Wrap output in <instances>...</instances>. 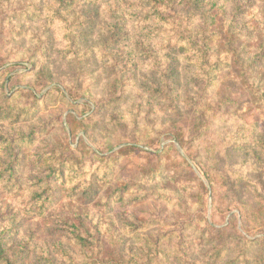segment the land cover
Segmentation results:
<instances>
[{"label": "trees", "instance_id": "16d2710c", "mask_svg": "<svg viewBox=\"0 0 264 264\" xmlns=\"http://www.w3.org/2000/svg\"><path fill=\"white\" fill-rule=\"evenodd\" d=\"M257 1L264 3V0H0V11H4L1 14L5 18L11 7L19 4L16 16L20 18V35H31L38 44L30 48L35 55L40 51L44 58L50 59L49 54L58 41L56 32L64 35L57 52L64 57L75 90L84 92L83 96L88 97L89 103H95L97 108L88 118L77 119L72 113L69 114L68 117L79 123L70 126L72 132L82 126L91 142L107 149L122 145L127 139L121 137L109 142L107 139L98 141L99 137L115 126H123L126 130L128 126L130 132L134 133V142L143 144L142 131L157 126L155 120H149L152 115L144 110L147 106L153 109V105H156L160 110L158 126L165 131L172 132L180 118L188 119L191 125L188 142L192 144L190 147L198 144L194 157L198 161L200 153L205 151V143L201 142H204L207 133L219 130L216 124L225 121L222 118L224 114L236 116L234 112H228L238 102L229 94L230 89L227 88L223 99H219L216 93L221 85L220 73L225 69H235L246 92L264 112V26L261 22L252 24L247 20L248 8ZM261 17L263 20L264 9ZM57 23L59 30L49 28L57 26ZM27 24H31L33 31L24 29ZM99 67L106 79L101 87L98 75L95 76ZM40 68L45 86H50L45 99L53 97L57 90L63 95V101L71 103L64 94L67 85L64 84L63 89L57 83L56 73L51 66L45 63ZM133 87L138 89L136 94L131 90ZM130 98L134 100L127 108L126 103ZM21 108L15 94L0 97V133L4 131L5 124L13 129L8 130L10 137L6 150L0 149V170L6 167L5 170L11 172L10 180L0 178L1 193L7 194L14 186L22 188L18 181L23 172H19L17 162H12V155H18L15 147L25 148L28 156L40 153L44 148L42 154H38L39 164L46 166L44 170L65 173L58 187L55 186L58 183L52 180L46 182L49 186L47 196L51 200L62 194V198L70 183L69 173L66 172L69 161L81 167L84 156H76L70 147L67 149L71 155L59 151L55 143L48 139L49 133H45L44 139L36 143L38 135L45 132L44 127L48 123L40 117L27 120L25 116L26 122L18 125ZM100 110L104 113L96 120ZM36 120L41 124L31 123ZM257 129L258 123H255L249 125L247 132L252 136ZM131 133L128 134L131 136ZM258 135L264 142V131ZM174 136L180 144L183 142L177 135ZM82 142L85 144V139L81 138L79 144ZM135 146H123L114 153L136 149ZM167 147L165 145L163 150ZM235 147L246 152L249 144ZM101 153L95 151L94 158L105 162L115 158V154L106 156ZM30 162L25 167L36 170L37 163L33 165ZM203 164V161H198L200 169L204 168L208 183L213 185L212 176ZM216 166L220 167L219 162ZM151 173H157V169L146 172L148 184L140 185L142 189L168 203L173 201L174 208L181 212L190 211L179 190L169 191L170 195L166 197L167 189L159 187L157 183L148 188ZM188 173L193 174L198 187L207 189L206 182L194 169L190 167ZM102 182L103 188L108 187L109 197L117 192H121V197L128 193L127 185L121 189L109 185L112 181L107 173L103 175ZM231 183L230 188L238 197L245 188L238 186L240 180ZM88 185H91L90 180ZM78 186L79 183L75 189ZM99 191L95 189L92 192ZM254 194V202L259 201L253 205L240 199L244 204L240 209L243 223L249 219L264 221V192L255 188ZM197 202L204 203L200 194ZM21 206L27 219L40 216L32 209L34 205L31 201H23ZM42 208L40 214L44 216ZM14 217L13 213L8 220L4 213L0 217V264H264V229L257 233L262 236L248 239L238 229L236 215H232L230 223L223 227L211 225L202 217L205 220L202 226L193 218L174 230H166L163 218L150 219L146 224L148 226L141 228L153 229L145 232H141V228L133 229L135 242L129 245L128 237H122L117 242H103L101 232L81 219L78 225H73L67 231L72 253L77 251L81 257L73 255L69 247L65 250L64 245L58 251L60 255L69 257V263L56 259L47 251H37L28 236L20 243L19 226L13 224ZM247 222L245 229L255 236L256 232L251 227L247 228ZM58 247L55 245L53 249Z\"/></svg>", "mask_w": 264, "mask_h": 264}, {"label": "rangeland", "instance_id": "374dc122", "mask_svg": "<svg viewBox=\"0 0 264 264\" xmlns=\"http://www.w3.org/2000/svg\"><path fill=\"white\" fill-rule=\"evenodd\" d=\"M18 8L19 4L15 3L6 13L5 18L1 14L4 11H0V97L15 94L17 104H21L23 108L26 107L24 111L23 108L20 109L21 119L18 125L26 122L25 116H27V120L32 117L37 119L40 117L47 121L48 125L44 127L45 132L38 135L36 143L44 139L45 133H49L48 139L55 143L59 151L71 155L67 149L70 147L76 156L83 155L85 159L81 167L79 165L74 166V163L69 161V168L66 172L69 173L70 183L63 192L62 198V194L55 198L49 195L52 198L50 200L47 196L49 186L46 182L52 180L61 183L65 173L56 170L57 168L54 169L55 172L44 170L46 166L39 164L40 155L45 150L44 148L41 149V154L36 153L28 156L24 151L25 148L15 147L14 151H18V155H12V162H17L19 172H23L18 181L22 188L14 186L7 194L1 193L0 190V217L4 213L5 219L8 220L10 214L15 215L13 224L19 226L20 243H23L28 236L37 251H47L56 259L69 263V257L66 254L60 255L61 253L58 251L63 245L65 250L68 247L72 249L67 231L72 229L73 225H78L81 219L86 220L92 228L101 232L103 242H117L122 237H128L126 238L128 245L135 242L132 238L135 236L132 232L133 229H140L142 226H146L150 219L157 218L165 219L166 230H174L179 229L183 222L192 221L193 218L197 219L202 226L205 222L202 217L211 225L223 227L230 223L232 215H236L238 229L248 239L263 235L257 233L261 228L264 229V221L258 222L255 219H249L246 222L247 228L251 227L256 235L248 234L245 229L246 222L243 223L241 219L240 209L244 204L240 199H244L253 205L259 201L255 200L254 202L255 188L264 192V142L258 135L259 132L264 131V115L261 116V113L264 112L259 109L246 92L234 68H227L220 73L221 85L216 93H218L219 99H223L227 88L230 89L231 93L229 94L238 102L229 108L228 112H234L236 116L224 114L222 118L225 121H219L216 124L219 130L215 131L214 129L207 133L204 142H201L202 144L205 143V151L200 153L198 161H203L204 167L212 176V185L206 179L204 168L201 167L200 169L198 161L194 159L198 144L190 147L192 144L188 142V139L191 133V125L188 119L186 117L180 118L179 121L175 122L172 132L165 131L158 126L157 115L160 110L156 105H153V109H149L147 106L144 110L152 115L149 120H155L157 126L145 129V132L142 131L143 144L134 142V133L130 132L128 126L127 130L123 126H115L106 135L99 137L98 141H106L107 139L109 142L121 137L127 139L126 143L107 149L100 148V146H96L99 144L91 142L82 126H78L72 132L70 126H76L79 123L68 115L72 113L77 119L88 118L97 111L95 103H89L88 97L83 96L84 92L75 90L74 87L76 86L71 82L70 72L64 57L57 52V49L61 48V37L64 35L61 32H56L58 41L49 54L51 55L50 59L44 58L45 56L40 51L35 55L34 52H31L33 49L31 46L38 44L31 38V35L28 34V37L20 35V27L18 26L20 18L16 16ZM248 9L247 20L252 21V24L261 22L264 26V19L262 20L261 17L264 3L257 1ZM56 25L49 28L59 30L57 29L58 23ZM24 29L33 31L31 24H27ZM121 60L123 61V59ZM45 63L51 66L52 71L56 73L57 83L63 89L64 84L67 85V91L65 89L64 94L71 103L63 101V95L57 90L54 91L53 97L48 100L45 99L50 86H45V78L39 73L40 67ZM96 75H98L99 86L101 87L106 81L101 67L96 69ZM131 90H134L135 93L138 89L133 87ZM144 96L147 97L145 94ZM133 100L131 98L129 101L127 100V108ZM103 113L102 111L97 113L95 119L101 118ZM31 123L41 124L37 120L31 121ZM255 123H258L257 133L251 136L247 129L249 125ZM15 124L17 125V123ZM3 128L4 131L0 133V143H2L0 149L5 151L8 137H10L8 130L13 129L8 124H5ZM128 133H131V136ZM174 135H177L183 144H180ZM81 138L85 139V144L83 142L81 145L79 144ZM243 143L249 144V149L246 152H241L239 148L236 149L235 147V145H242ZM128 145L137 146H135L136 149L114 153L123 146L128 147ZM165 145L169 148L163 150ZM95 151L102 152L101 154L106 156L115 154V158L110 162L101 161L94 158ZM28 162L33 165L37 163L35 165L36 170H28L25 167ZM217 162H219L220 167L216 166ZM190 167L206 182V190L197 186L193 174L188 173ZM5 168L0 170V178L10 180L11 172ZM155 169H157V173L149 175L151 184L148 185V188L157 183L159 187L167 189L166 197H169V191L179 190L184 195L190 211L181 212L174 208L173 201L168 203L140 187V185L148 184L146 172L155 171ZM105 173L109 174L112 181L109 185H115L114 187L119 189L127 185L128 193L121 197V192H117L109 197L108 187H102V177ZM225 174L227 176L223 177L222 175ZM229 179L231 181L240 180L238 186L245 188L238 197L230 188L232 183ZM89 180L91 181L90 186L88 185ZM60 183L55 186L58 187ZM77 183L79 186L75 189ZM95 189H100V191L93 193L92 191ZM38 193L42 195H36ZM199 194L204 203H196ZM23 201H31L34 205L32 209L40 216H36L32 220L27 219L22 211L21 204ZM41 208L44 216L40 214ZM191 226L193 227V225ZM146 227L141 228L140 231L145 232L153 229ZM155 229L158 227L155 226ZM137 242L140 240L137 239ZM55 245L59 247L53 249ZM25 254L28 256L27 253ZM72 254L78 258L81 257L77 251Z\"/></svg>", "mask_w": 264, "mask_h": 264}]
</instances>
